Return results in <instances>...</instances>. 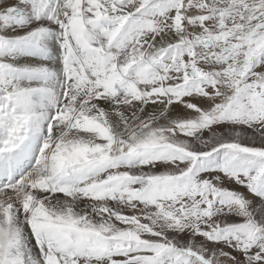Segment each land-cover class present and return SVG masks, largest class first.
I'll list each match as a JSON object with an SVG mask.
<instances>
[{
	"label": "snow or ice",
	"instance_id": "1",
	"mask_svg": "<svg viewBox=\"0 0 264 264\" xmlns=\"http://www.w3.org/2000/svg\"><path fill=\"white\" fill-rule=\"evenodd\" d=\"M0 264H264V0H0Z\"/></svg>",
	"mask_w": 264,
	"mask_h": 264
}]
</instances>
